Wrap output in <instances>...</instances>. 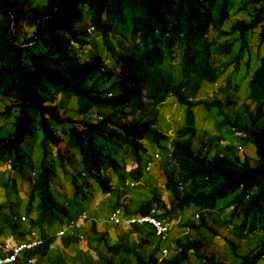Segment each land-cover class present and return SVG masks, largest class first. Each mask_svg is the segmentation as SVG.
<instances>
[{
  "label": "trees",
  "instance_id": "16d2710c",
  "mask_svg": "<svg viewBox=\"0 0 264 264\" xmlns=\"http://www.w3.org/2000/svg\"><path fill=\"white\" fill-rule=\"evenodd\" d=\"M231 1L0 0V162L9 163L0 185L9 196L26 187L24 215L20 201L0 202L1 240L37 230L33 264H157L160 243L149 225L116 226L115 240L98 229L89 212L98 191L106 217L155 209L156 218L177 221L160 264H183L190 254L200 264H235L206 252L220 236L208 218L233 236L223 238L236 264H264V239L255 237L264 233V0H239L234 12ZM245 54L253 55L245 71L256 66L239 105L241 82L227 69L238 70ZM218 82L223 97L197 98ZM169 97L183 108L173 137L156 125ZM198 108L216 133L199 130ZM225 130L245 145L234 158L235 143L222 144ZM156 152L161 186L143 172ZM60 177L70 180L69 197L55 188ZM214 204L217 211H208ZM190 207L205 215L182 222ZM21 215L28 226L19 229ZM56 221L73 229L57 237ZM253 236L255 246L239 254V243ZM80 245L86 248L75 251ZM28 255L14 264H27Z\"/></svg>",
  "mask_w": 264,
  "mask_h": 264
},
{
  "label": "rangeland",
  "instance_id": "374dc122",
  "mask_svg": "<svg viewBox=\"0 0 264 264\" xmlns=\"http://www.w3.org/2000/svg\"><path fill=\"white\" fill-rule=\"evenodd\" d=\"M232 7L230 9V12H234L236 10V8L239 5V0H232ZM240 16V13H233V17L237 18ZM91 38L93 39V41H95L96 43H98V34H96L95 32H91L90 33ZM239 45L235 46V48H238ZM253 55H243L242 59H240L239 61V66H238V70L235 69L234 65H231L228 69H227V75H230V77L232 78L233 82L237 83L238 81L241 82V85L239 87L240 91L238 92V102L237 104H241L243 102V99L247 96L246 94V90H247V81L250 78V74L252 69L256 66V61H252L251 62V68H249V70L245 71L244 69V63L246 61V59L251 58ZM225 77V76H224ZM221 84L215 83V84H209V85H205L203 86V88L200 90L197 98H207V97H214V96H218V97H223V93H219L217 91L218 87H220ZM107 86L105 85V88ZM2 101H0V108H2L3 104L1 103ZM4 103V102H3ZM182 116H183V108H181L175 101V99L173 97H169L166 102L161 106L159 114H158V120L156 125H158V127L163 131L166 132L169 136H174L176 133V129L180 126L181 120H182ZM197 125L200 131H208L211 133H216L214 126V120L210 117L209 114L206 113L205 110L198 108L197 114ZM7 121H11V119H8ZM2 123V121H0V124ZM65 126V124H64ZM225 135L228 137H231L234 141L235 139L233 138L234 135L237 136V134L234 131V134L225 130ZM236 142V141H235ZM239 143V142H238ZM53 150H55V147H53ZM150 150V149H149ZM146 159V158H145ZM144 159V160H145ZM9 163H2L0 162V181L2 176L6 173V171L9 169ZM78 169L80 168V163L77 164ZM69 171H72L71 168H68ZM60 173V171L58 172ZM161 169L159 167V162H157L155 164V166H153L152 170L147 174L148 177H150L152 180L157 181V184L160 185V180L159 178L161 177ZM61 174V173H60ZM146 177V176H145ZM149 178H147L148 180ZM57 185H55V188L57 189L58 193L61 195H64L65 197H69L72 193V187L70 184V180L68 178H64V177H60L57 180ZM115 185H119V183H115ZM135 191H137L136 189H134ZM20 194L19 195H11L9 196V191H6L3 189V187L0 185V202L1 201H5V200H15V201H20L19 202V212L24 215V203L26 200V187L24 186L21 190H20ZM95 198L92 200V202L89 204V212H92L94 215L96 214V217H99L97 219L98 222V229L99 230H105L107 229V232L111 235V237H113V240H115L117 233L114 229V227L109 226L108 223L105 219H106V214L108 212V208H102L104 204H102L101 200L104 198V196L98 192V191H94L93 192ZM139 194L135 193L133 194V196L136 198ZM14 196V197H13ZM11 197V198H10ZM59 201L62 199L61 197H59ZM126 198L128 199V196H126ZM140 199V198H139ZM9 200V201H10ZM135 206H133L134 208ZM4 211L7 212L8 215L4 214ZM196 210L193 207H190L188 209H186L183 212L182 217L183 218H192L195 214ZM10 212L5 208L3 211H1V216L4 217L7 221L8 219H10L12 216H10ZM21 215V216H22ZM187 218V219H188ZM210 224L213 225V227L220 232V236L215 240V243H207V249L213 253V255L215 257H219L221 259H227L231 262H236L237 259L232 257L231 254V250L228 247V245L224 242V236L225 237H230L232 238L233 236L231 234H229L226 230V227H222L220 228L218 225V222H216L213 218H210ZM105 220V221H104ZM23 223H25V225H20L19 229H22L23 226H28V222L26 220V218L24 219V221H22ZM105 223V224H104ZM4 225L6 227V222L3 223V221H1L0 219V226ZM59 223L58 221L55 222L54 225L50 226L51 228H53V230H55L56 227H59ZM90 225V222H87V226ZM122 230H126L123 227H121ZM7 232V229L5 230ZM110 231V232H109ZM179 229L178 226H174L173 227V232L172 235H175L176 233H178ZM121 232V230H120ZM144 233H142L143 237ZM14 237H16V234L13 235ZM140 235H138L137 233H130V240L131 241H135V243L139 242V238ZM257 238H263L264 239V233L260 232L257 234V236H255ZM255 237H250L247 240H243L239 243L238 247H237V252L239 254H245L247 253L246 251L248 249H251L254 247L256 240ZM155 240V239H154ZM59 250L62 249V247L59 246ZM75 251H79L80 249H83V245H80V247L77 246V248H74ZM63 253H70V250H61ZM73 251V250H71ZM90 252V251H89ZM91 253V252H90ZM93 254V253H92ZM65 255V254H63ZM46 264V263H44ZM190 264H196L195 260L190 261Z\"/></svg>",
  "mask_w": 264,
  "mask_h": 264
},
{
  "label": "clouds",
  "instance_id": "9594fccd",
  "mask_svg": "<svg viewBox=\"0 0 264 264\" xmlns=\"http://www.w3.org/2000/svg\"><path fill=\"white\" fill-rule=\"evenodd\" d=\"M164 133H166V132H164ZM236 133V132H235ZM167 134V133H166ZM237 135H239L238 133H236ZM168 135V134H167ZM169 136V135H168ZM169 137H171V136H169ZM173 137V136H172ZM224 138L226 139L224 142H222V144L224 143H235V147L233 148V152H232V154H231V157L232 158H234L235 157V155H237V154H240L241 152H243L244 151V149H245V145H244V142L242 141V140H238V139H236V137L235 136H233V138L235 139V141L231 138V137H228V136H226V135H224ZM239 142V143H238ZM209 154H211V152H208ZM160 159H161V154H159L158 152H156V153H154L153 154V156L152 157H147L146 159H145V162H144V165H143V172L145 173V174H148L151 170H152V168H153V166H155V164L157 163V162H159L160 161ZM159 180H160V178H159ZM158 185V184H157ZM136 186H138L139 188L142 186V182L141 181H139V182H137L136 183ZM158 186H161V184L160 185H158ZM194 208V207H193ZM195 210H196V212H195V214H194V216L191 218V219H195V220H197V221H199V219H200V216H201V214H203V215H205V213H204V209H198V208H194ZM150 210H152V209H150ZM150 210L146 213V214H148L149 212H150ZM154 210V213L157 211V210H155V209H153ZM208 211H211V212H213L214 213V211H217V205L216 204H214L213 206H211V207H209V209H207ZM231 211V208L229 209V208H227L226 209V212L225 213H229ZM158 212V211H157ZM154 213L152 214L153 216H154ZM83 214H87L86 212H83ZM120 214L122 215L123 214V216L122 217H120L121 219L122 218H124V217H126V215L124 214V213H121L120 212ZM119 214V215H120ZM110 215V214H109ZM109 215H108V217H106V221L108 222V223H106V224H108L109 226H111V227H116V226H120V228L121 227H123L124 229H126V230H123V231H128L129 229H131V227L134 225V224H136V223H132V224H130V225H125V224H117V223H112L110 220H109ZM120 215V216H121ZM127 215H145V214H127ZM183 215V214H182ZM224 215L225 214H219V216H220V218H224ZM155 217V216H154ZM156 218V217H155ZM188 218V217H187ZM187 218H183L182 216H181V221L182 222H184ZM21 219L22 220H24L25 218L22 216L21 217ZM156 219H158V218H156ZM160 219H162V220H164V222H165V224L167 225V234H166V236L163 238L161 235H158L157 233H156V231H155V229L151 226V225H149V224H147V225H149V228L153 231V234L155 235V237H156V239H157V241H158V243H160V251H159V255H158V260H157V264H160L168 255H169V251H171V247L173 246V243H172V232H173V227H174V225L177 223V221L176 220H172V221H174V222H171V221H167L166 219H164V218H159L158 220H160ZM104 220V221H105ZM208 220L210 221L211 219H209L208 218ZM82 225L84 224V223H81ZM105 224V223H104ZM137 225H142V224H137ZM222 228V227H221ZM70 229H73V224L70 222V223H68L67 224V226L64 228V229H62V228H59V227H56V229H55V234H56V236L57 237H60V236H62L67 230H70ZM184 230V229H183ZM59 231H63V233H61V234H59L58 232ZM102 231H107V229H105V230H102ZM188 230L187 229H185L184 230V232L183 233H188L187 232ZM110 232V231H109ZM108 233V232H107ZM132 233H134V231L132 232ZM136 233V232H135ZM177 234H179V231H178V233ZM176 234V235H177ZM110 235V234H109ZM111 236V235H110ZM79 237L80 238H82V234H79ZM111 238H113V237H111ZM32 239H38L40 242L37 244V245H35L32 249H28V250H24L23 252H21L20 254H19V256L17 257V259L15 260V261H13V262H10V263H5V262H0V264H14L16 261H18L19 259H21V258H25L24 257V254L25 253H29V255H28V257H26V263L27 264H33L34 262H35V254H32L31 252L32 251H34V249L36 248V247H38V246H40L41 244H42V240H41V238H40V236H39V233L37 232V230H31L30 232H29V234H27V235H25V236H23V237H14L13 235H10V236H7L6 238H4L3 240H1L0 239V257H3V255H5V254H7V253H9V251H5L6 249H4V244H12V245H14V244H19L20 242H26V241H30V240H32ZM206 243H208V241L206 242ZM227 245H228V247H229V243L228 242H225ZM168 244H170V245H168ZM255 246V245H254ZM78 247H80V246H78ZM86 248V246L85 247H83V249H85ZM204 249V248H203ZM206 249H207V244H206ZM249 250V249H248ZM248 250L246 251V252H248ZM206 252H210L208 249L206 250ZM212 253V252H211ZM232 257H234L233 255H232ZM218 259H221V258H219V257H217ZM235 258V257H234ZM237 259V258H236ZM193 260H195V263L196 264H200V263H198V260L193 256V254H190V260L189 261H187L186 263H183V264H190V261H193ZM221 260H226V261H228V262H231V261H229V260H227V259H221ZM238 262V259H237V261L236 262H231V263H237ZM44 263H46V264H48L46 261H42L40 264H44Z\"/></svg>",
  "mask_w": 264,
  "mask_h": 264
},
{
  "label": "built area",
  "instance_id": "2783aa9c",
  "mask_svg": "<svg viewBox=\"0 0 264 264\" xmlns=\"http://www.w3.org/2000/svg\"><path fill=\"white\" fill-rule=\"evenodd\" d=\"M154 210H150L148 214L145 215H126L124 218H120V210L116 209L109 215V220L112 223L117 224H125L130 225L132 223L136 224H149L151 225L158 235H161L163 238L167 234V225L165 224L164 220L156 219L152 214ZM59 234L63 233V231H59ZM40 241L38 239H32L26 242H20L19 244H4L5 251H9V253L0 257V262L10 263L17 259L19 254L24 250L32 249L35 245H37Z\"/></svg>",
  "mask_w": 264,
  "mask_h": 264
}]
</instances>
